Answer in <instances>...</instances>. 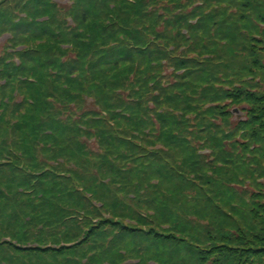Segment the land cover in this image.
Here are the masks:
<instances>
[{
    "label": "trees",
    "instance_id": "trees-1",
    "mask_svg": "<svg viewBox=\"0 0 264 264\" xmlns=\"http://www.w3.org/2000/svg\"><path fill=\"white\" fill-rule=\"evenodd\" d=\"M0 264H264V0H0Z\"/></svg>",
    "mask_w": 264,
    "mask_h": 264
},
{
    "label": "water",
    "instance_id": "water-1",
    "mask_svg": "<svg viewBox=\"0 0 264 264\" xmlns=\"http://www.w3.org/2000/svg\"><path fill=\"white\" fill-rule=\"evenodd\" d=\"M234 112L236 113V112H238V111L235 109Z\"/></svg>",
    "mask_w": 264,
    "mask_h": 264
}]
</instances>
